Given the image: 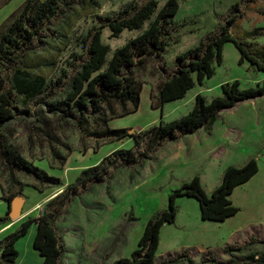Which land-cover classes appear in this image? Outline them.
Returning <instances> with one entry per match:
<instances>
[{
  "label": "rangeland",
  "instance_id": "374dc122",
  "mask_svg": "<svg viewBox=\"0 0 264 264\" xmlns=\"http://www.w3.org/2000/svg\"><path fill=\"white\" fill-rule=\"evenodd\" d=\"M145 1L99 0L96 10L75 22L70 43L58 59L53 79L61 78L63 71L68 72L69 77L76 72L79 62L74 60L73 54L82 55L76 39L98 25L95 16H114L129 2L142 4ZM157 1L160 7L166 0ZM24 2L0 0V35ZM178 2L173 40L166 52L159 60L148 59L135 71L134 77L141 84L137 112L111 118L107 123L111 129L124 128L127 132L130 129L128 136L122 139L81 138L74 124L63 123L52 115L47 104L60 98L69 77L34 101L28 113H17L16 118L3 127L9 143L20 157L48 176L58 178L62 186L52 188L40 184L23 172H14L12 181L0 160V216H5L7 211L10 214L18 205L14 218L7 224L10 226L4 229L7 225H0V240L17 230L27 218H39L47 209L57 215L55 227L64 245L60 264H116L119 259L130 258L147 220L167 209L168 195L182 183L198 176L203 190L210 195L219 185L226 167H240L254 158L258 172L251 181L234 190L230 199L240 211L225 222L202 221L194 199L177 198L176 219L173 224H164L161 228L155 264L181 254L192 264H223L229 260L224 251L227 246H248L242 256L264 251V97L239 102L232 109L222 111L215 126L209 130L201 129L194 135L181 136L178 142L164 141L149 152L152 159L145 161L139 171L136 165L123 167L124 162H119L103 181L97 184L81 182L65 192L68 186L76 184L83 170L96 166L113 152L134 151L136 146L131 135L135 132L156 126L160 121L168 123L185 116L191 111L197 94L210 102L221 95L220 86L224 83L238 80L241 89H247L264 80V74L249 68L248 63L238 65V51L233 44L226 43L223 63L215 65L212 78L202 85L196 84L182 100L156 108L157 87L174 71L176 57L216 33L229 16H242L238 18L239 31L264 28V0ZM140 32L124 30L114 38L109 29L104 28L101 40L110 48L108 59L115 49ZM256 42L264 46V36ZM43 47L41 41L33 44L37 51ZM11 68L7 65L4 72L9 73ZM226 128L229 129L224 136ZM147 144H151L149 139L142 142L140 150H145ZM54 152L64 157L65 162L62 163ZM130 172L137 173L132 181L129 180ZM10 193L15 194V199L8 206L3 198ZM59 194L63 198L46 208V204ZM35 233L36 225L32 224L16 241L14 248L18 255L13 264L42 263V258L33 249Z\"/></svg>",
  "mask_w": 264,
  "mask_h": 264
},
{
  "label": "trees",
  "instance_id": "16d2710c",
  "mask_svg": "<svg viewBox=\"0 0 264 264\" xmlns=\"http://www.w3.org/2000/svg\"><path fill=\"white\" fill-rule=\"evenodd\" d=\"M98 7L99 0H25L21 10L0 35V160L4 162L12 181L14 172H23L40 184H48L52 188L62 186L58 178L48 176L20 157L9 143L3 127L14 120L17 113H28L34 101L69 77L68 72L63 71L61 78L53 79L58 59L70 43L75 22ZM178 10V0H166L160 7L157 0H146L142 4L129 2L114 16H95L98 25L76 39L82 51L81 56L73 54L74 60L79 62L77 70L69 77L60 98L47 104L50 113L63 123L74 124L81 138L122 139L128 136L126 129H111L107 123L111 118L137 112L141 84L134 77L135 71L142 68L148 59L159 60L164 55L173 40L174 19ZM239 17L242 16L232 14L216 33L176 57L174 71L157 87L156 108L182 100L196 84L202 85L212 78L215 65L223 63L226 43L233 44L238 51V65L246 62L255 72L264 74V46L256 42L264 36V28L239 31ZM104 28H108L114 38L124 30L141 32L115 49L108 59L110 48L101 40ZM37 41L45 46L41 51L33 48ZM7 65L12 66L9 69L11 75L4 72ZM220 90L221 95L210 102L197 94L191 111L177 120L168 123L160 121L156 126L135 132L131 135L136 146L134 151L113 152L96 166L83 170L76 184L68 186L65 192L81 182L97 184L103 181L109 170L119 162H124L123 167L136 165L137 170H141L144 162L152 159L149 152L164 141L176 142L181 136L193 135L201 129L209 130L222 111L235 107L239 102L264 97V80L247 89H241L240 82L234 80L222 84ZM145 139H149L151 144L141 151L140 146ZM54 154L62 163L65 162L64 157L56 152ZM257 172L258 164L254 158L240 167L228 166L210 195L203 190L198 176L182 183L168 195L167 209L147 220L130 258L119 259L116 264H155L161 228L164 224L175 222L176 200L179 197L192 198L198 203L202 221L221 223L234 217L240 210L232 204L231 194ZM136 175L130 172L129 180L132 181ZM59 198L63 197L57 195L45 207H51ZM3 199L9 206L15 194L4 195ZM56 220L57 215L45 209L39 218H27L21 222L17 230L0 240V264L14 263L18 255L14 245L32 224L36 225L33 249L42 258L41 264H60L64 245L55 227ZM11 221L8 211L5 216H0V225L10 224ZM247 249L248 246L225 247L229 260L223 264H264V251L242 256ZM159 264H192V261L181 254Z\"/></svg>",
  "mask_w": 264,
  "mask_h": 264
},
{
  "label": "crops",
  "instance_id": "0c3cea01",
  "mask_svg": "<svg viewBox=\"0 0 264 264\" xmlns=\"http://www.w3.org/2000/svg\"><path fill=\"white\" fill-rule=\"evenodd\" d=\"M231 109H232V108H231ZM217 120H218V119H217ZM217 120H216V121H217ZM216 121L213 123V125H212L213 127L215 126ZM257 122H258V121H257ZM258 123H259V122H258ZM228 129H229V128H226V130H225V132H224V136L226 135V133H228ZM213 130H214V129H213ZM213 133H214V132H213ZM213 133H212V136H213ZM193 135H194V134H193ZM188 136H190V135H188ZM227 138H228V137H227ZM178 141H179V140H178ZM178 141H176V142H178ZM253 178H254V177H252V179H253ZM252 179H250L249 181H251ZM249 181H248V182H249ZM248 182H247V183H248ZM245 184H246V183H245ZM243 185H244V184H243ZM241 186H242V185H241ZM262 189L264 190V187H262ZM233 192H234V191H233ZM232 194H233V193H232ZM232 194H231V195H232ZM230 197H231V196H230ZM230 200H231V199H230ZM231 202H232V201H231ZM232 204H233V203H232ZM9 226H10V225H9ZM9 226L7 225L4 229L8 228Z\"/></svg>",
  "mask_w": 264,
  "mask_h": 264
},
{
  "label": "water",
  "instance_id": "95a60500",
  "mask_svg": "<svg viewBox=\"0 0 264 264\" xmlns=\"http://www.w3.org/2000/svg\"><path fill=\"white\" fill-rule=\"evenodd\" d=\"M128 132L130 133V129H128ZM17 209H18V205H15L14 210L9 214V217H10L11 219L14 218Z\"/></svg>",
  "mask_w": 264,
  "mask_h": 264
}]
</instances>
